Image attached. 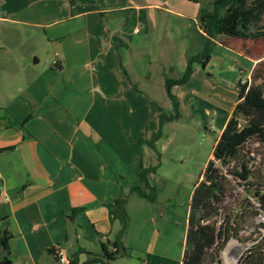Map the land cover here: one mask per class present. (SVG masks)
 <instances>
[{"label": "crops", "instance_id": "1", "mask_svg": "<svg viewBox=\"0 0 264 264\" xmlns=\"http://www.w3.org/2000/svg\"><path fill=\"white\" fill-rule=\"evenodd\" d=\"M217 1L0 0V21L41 29L51 54L41 69H31L26 85L4 93L12 101L0 106V230L11 235L12 264H56L57 246L75 264H181L192 194L212 154L197 174L164 151L175 122L206 130L198 117L212 112L217 132L224 130L238 100L222 110L223 91L213 81L225 74L208 71L213 53L246 57L250 71L258 62L228 47L229 37L218 35L206 69L196 66L188 83L172 89L180 118L162 126L159 168L149 176L163 208L129 199L123 244L131 252L110 261L103 247L114 249L118 224L110 223L105 204L139 184L141 161L157 165L138 140L159 129L156 106L171 112L164 78L183 73L186 54L200 46L192 29L205 35Z\"/></svg>", "mask_w": 264, "mask_h": 264}, {"label": "trees", "instance_id": "2", "mask_svg": "<svg viewBox=\"0 0 264 264\" xmlns=\"http://www.w3.org/2000/svg\"><path fill=\"white\" fill-rule=\"evenodd\" d=\"M248 1L250 3H247ZM76 2L89 3L90 0H69L71 5ZM263 14L262 0H218L212 5V11L206 22L205 35L192 29L199 39V49L186 54V65L181 75L164 78V89L172 110L166 113L156 106L159 110V129L148 139L141 137L138 140L152 150L158 163L156 166H146L141 161L137 170L139 184L127 190L122 188L118 198L105 204L110 223L118 224V230L111 243L114 249L108 251L106 246L103 247L105 260L128 256L131 252L123 244L129 223L125 209L129 199L140 197L156 210L163 208L156 201L158 186L150 184L149 176L159 168L160 154L155 144L163 136L162 126L180 118L179 102L172 89L188 83L194 75L196 66L201 70L206 69L211 61L214 40L222 34L229 38L252 41V45L245 51V56L257 60L258 63L250 75V81L237 83L238 103L216 142V148L213 149L212 159L204 170L202 181L193 191L181 262V264H221L220 252L232 236L238 237V229L228 216H225L220 224H217V219L234 184H245L247 187L245 189L251 186L249 160L242 155L241 150L252 139L264 143V24H261ZM240 119L246 122L242 128L239 127ZM217 162L219 166L216 165ZM255 195L259 209L264 212V192ZM75 212L77 210L72 211ZM10 238V233L6 228H2L0 250L4 252L3 259H9ZM254 249L256 248L246 251V256L240 264H264V242L258 249ZM72 263L74 264L75 261L73 260Z\"/></svg>", "mask_w": 264, "mask_h": 264}, {"label": "rangeland", "instance_id": "3", "mask_svg": "<svg viewBox=\"0 0 264 264\" xmlns=\"http://www.w3.org/2000/svg\"><path fill=\"white\" fill-rule=\"evenodd\" d=\"M225 43L235 51L243 50V55L252 45L233 38ZM48 47L41 29L35 30L0 21V106L5 108L12 101L8 94L4 93L17 92L18 88L26 85L31 78V69L39 70L45 65L48 56L51 55L48 53ZM213 54L216 62L209 66L208 71H211L213 75L225 74L222 82L213 81V83L222 88V90L219 88L220 92L223 91V101L220 106L224 112H227L230 104L237 101V83L250 81V75L256 66L250 71L252 67L250 59L238 57L227 51L223 53L217 50ZM215 63L217 67H214ZM222 63L225 67L221 69ZM186 103L189 104L190 101ZM224 116L225 113H222L219 118ZM202 118L208 122L206 130L201 127L196 130L186 121L173 123L169 132L171 141L164 151V158H174L185 167L191 166L193 172L197 174L204 168L206 160L213 153L220 137L216 128L217 124L212 123V118L216 119L212 112H209L207 117L205 115L198 117L199 120ZM245 125L246 122L240 119L239 127L242 128ZM164 141L165 139L157 146L158 151ZM241 153L249 160L251 186L245 189L247 188L245 184H234L217 219V224H220L225 216H228L231 223L238 229V237L232 236L220 252L221 264H229L224 254L230 243L233 247L226 254L235 264H240L246 256V251L258 249L264 242V212L259 209L255 195L258 192H264V143L252 139L244 145ZM190 157H192L191 161ZM216 165L219 166V162ZM223 171L225 172L224 169Z\"/></svg>", "mask_w": 264, "mask_h": 264}, {"label": "built area", "instance_id": "4", "mask_svg": "<svg viewBox=\"0 0 264 264\" xmlns=\"http://www.w3.org/2000/svg\"><path fill=\"white\" fill-rule=\"evenodd\" d=\"M54 255H55V258H56V264H73L72 263L73 259H70L66 255L65 250L62 247H60V246L55 247Z\"/></svg>", "mask_w": 264, "mask_h": 264}, {"label": "bare ground", "instance_id": "5", "mask_svg": "<svg viewBox=\"0 0 264 264\" xmlns=\"http://www.w3.org/2000/svg\"><path fill=\"white\" fill-rule=\"evenodd\" d=\"M232 247H233V244L230 243V244L228 245L226 251H225V254H224V255L228 258V262H229V264H235V262H234L231 258H229V257L227 256V254H226V252H227L228 250H230ZM229 256H230V254H229Z\"/></svg>", "mask_w": 264, "mask_h": 264}, {"label": "water", "instance_id": "6", "mask_svg": "<svg viewBox=\"0 0 264 264\" xmlns=\"http://www.w3.org/2000/svg\"><path fill=\"white\" fill-rule=\"evenodd\" d=\"M0 264H12V262L9 259H4V260L0 261Z\"/></svg>", "mask_w": 264, "mask_h": 264}]
</instances>
